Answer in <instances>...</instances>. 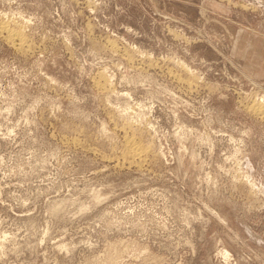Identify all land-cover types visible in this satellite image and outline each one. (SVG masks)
Wrapping results in <instances>:
<instances>
[{
	"label": "rangeland",
	"instance_id": "obj_1",
	"mask_svg": "<svg viewBox=\"0 0 264 264\" xmlns=\"http://www.w3.org/2000/svg\"><path fill=\"white\" fill-rule=\"evenodd\" d=\"M257 104L264 0H0V264H264Z\"/></svg>",
	"mask_w": 264,
	"mask_h": 264
},
{
	"label": "bare ground",
	"instance_id": "obj_2",
	"mask_svg": "<svg viewBox=\"0 0 264 264\" xmlns=\"http://www.w3.org/2000/svg\"><path fill=\"white\" fill-rule=\"evenodd\" d=\"M3 29V31H7V34H6V37H7V40L9 43H21L22 45L24 43H22V36L20 33L18 32H11V31H8L7 28L5 26L1 27ZM9 29V28H8ZM15 31V30H14ZM17 46V45H16ZM18 47V46H17ZM21 48H24L23 46H20ZM20 48V49H21ZM98 82V81H97ZM100 84V83H99ZM102 84V83H101ZM253 111L257 114H263L264 113V109L262 108L261 105L257 104L255 106H253ZM142 147V146H141ZM143 149V147H142ZM137 144L136 142L129 140L127 141V153L129 154V156L131 157V160H132V157L133 158H139L142 156V153L145 152V150L143 151ZM124 150V149H123ZM126 152V151H125ZM145 154V153H144ZM124 155V153H123ZM124 157V156H123ZM127 161V160H126ZM138 162V161H137ZM140 162V161H139ZM131 163V162H130Z\"/></svg>",
	"mask_w": 264,
	"mask_h": 264
}]
</instances>
